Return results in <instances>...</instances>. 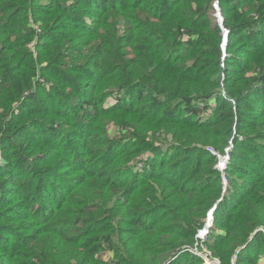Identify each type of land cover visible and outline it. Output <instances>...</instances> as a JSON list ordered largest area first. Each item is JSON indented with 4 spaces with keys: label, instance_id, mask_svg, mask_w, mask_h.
Returning <instances> with one entry per match:
<instances>
[{
    "label": "trees",
    "instance_id": "obj_1",
    "mask_svg": "<svg viewBox=\"0 0 264 264\" xmlns=\"http://www.w3.org/2000/svg\"><path fill=\"white\" fill-rule=\"evenodd\" d=\"M260 1L0 0V264L264 251Z\"/></svg>",
    "mask_w": 264,
    "mask_h": 264
},
{
    "label": "rangeland",
    "instance_id": "obj_2",
    "mask_svg": "<svg viewBox=\"0 0 264 264\" xmlns=\"http://www.w3.org/2000/svg\"><path fill=\"white\" fill-rule=\"evenodd\" d=\"M258 5H260V8L264 7V0L260 1ZM217 8H218L217 4L214 3V8H213L212 15L217 14ZM252 17L253 18L256 17L255 13L252 15ZM262 30H264V24H262L260 26L259 32H258V36H259V33ZM241 41H242V38H241ZM241 46H243V45H241ZM241 46L238 45V47H236L235 50H238V49L242 48ZM202 106H203V103H201V101H196L194 103V105H193L194 108H199V107H202ZM181 114H183V112ZM199 116L200 117L208 118L210 116V110L203 111V113L200 114ZM263 116H264V113H263ZM206 148H211V149H213V151L216 154L218 153L217 150L214 148L213 145H207ZM231 148H232V145H231ZM220 155H222V154H220ZM229 162H230V156H229L228 160L225 162V165H228ZM215 167H216V165H215ZM5 169H6V166L4 165L2 167V170H5ZM225 171H226V169H224L221 172L222 173L221 174V181H222V186L224 187V190H226V188H227V186L229 184V179L227 177H225V175H224ZM11 172L12 171L10 170L9 173H11ZM229 185L231 187L233 185V183H230ZM212 222H213V220H211L209 222L210 223V226L207 227L206 233L204 235H202V237H198L197 238L199 241H202L204 239V237L208 234V232L210 231V228H212V226H211L212 225ZM262 249H263L262 248V245H259L258 248H254V247L248 248L247 249V253H250V257H247L246 258L245 264H264V260H262V259H264V251ZM190 252L192 253V255L180 256L178 258L176 264H178L180 261H187V263L191 264V262H193V259H192L193 254L199 255L201 257V259H202V261H203L204 264H219L218 259L212 257L211 253L201 243H197L192 248V250H190ZM107 253H108L107 251L106 252H102L99 256H102L105 260H109V255ZM257 257H260L259 261L257 260Z\"/></svg>",
    "mask_w": 264,
    "mask_h": 264
},
{
    "label": "water",
    "instance_id": "obj_3",
    "mask_svg": "<svg viewBox=\"0 0 264 264\" xmlns=\"http://www.w3.org/2000/svg\"><path fill=\"white\" fill-rule=\"evenodd\" d=\"M217 15H218L217 24H218L219 28L222 30V35H223V39H224V41L222 43V50L224 51L227 38H226V33L224 32L223 17L220 13L219 7L217 8ZM212 211H213V209L209 212L207 222L205 223L203 228L201 230H199L198 234L196 235V238L202 237V235H204L206 233L207 227L210 226L209 222L212 220ZM232 264H234V260L232 261Z\"/></svg>",
    "mask_w": 264,
    "mask_h": 264
},
{
    "label": "built area",
    "instance_id": "obj_4",
    "mask_svg": "<svg viewBox=\"0 0 264 264\" xmlns=\"http://www.w3.org/2000/svg\"><path fill=\"white\" fill-rule=\"evenodd\" d=\"M230 147L231 146H229V148H227L226 150H225V152H224V154H222V155H220V154H216L214 151H213V149H211V148H207L206 150L210 153V154H212V155H214V156H217V159H218V161H217V164H216V169H217V171H219L220 172V174H222L221 172L224 170V169H226V167H227V165H225V162L228 160V158H229V149H230Z\"/></svg>",
    "mask_w": 264,
    "mask_h": 264
},
{
    "label": "clouds",
    "instance_id": "obj_5",
    "mask_svg": "<svg viewBox=\"0 0 264 264\" xmlns=\"http://www.w3.org/2000/svg\"><path fill=\"white\" fill-rule=\"evenodd\" d=\"M209 216V215H208Z\"/></svg>",
    "mask_w": 264,
    "mask_h": 264
}]
</instances>
